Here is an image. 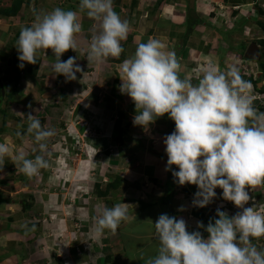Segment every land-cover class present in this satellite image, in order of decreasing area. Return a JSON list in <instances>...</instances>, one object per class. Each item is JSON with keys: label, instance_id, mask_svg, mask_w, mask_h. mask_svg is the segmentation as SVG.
Wrapping results in <instances>:
<instances>
[{"label": "crops", "instance_id": "1", "mask_svg": "<svg viewBox=\"0 0 264 264\" xmlns=\"http://www.w3.org/2000/svg\"><path fill=\"white\" fill-rule=\"evenodd\" d=\"M196 3L192 15L187 0H113L114 10L130 24L128 38L122 41L125 51L119 58L91 63L87 59L90 43L102 32V22L89 18L86 10L80 12V0H23L17 13L7 14L9 9L0 12V143H7L11 149V155L0 165V264H146L148 257L158 253L154 223L161 214L183 218L189 232L199 230L207 238L209 234L198 228L199 222L205 226L214 222L217 209L229 216L243 211L223 199L221 188L216 189L217 196L207 207L194 206L198 186L180 185L167 170L164 139L174 132L175 122L165 115L147 127L134 125L135 104L120 91V65L150 38L159 39L166 50L175 52L181 77H190L194 84L210 66L227 72L229 67L216 56L222 48L219 36L205 21L206 10H198L203 4L209 7V0ZM249 3L228 0L224 5L223 0L218 12L224 16L234 11L243 14ZM57 7L78 11L82 24L77 49L67 51L83 69L76 80L69 81L53 71L56 58L52 49L40 50L36 63L23 62L25 67L21 69L19 56L13 58L18 53V40L9 45L8 33L20 18H28L24 27L30 26L39 13ZM12 32L16 37L21 30ZM12 47L15 50L11 51ZM239 49L233 50L239 53ZM67 59L61 57L62 61ZM251 60L254 67L250 76H264L259 60ZM11 65L19 67L17 93L8 90L14 79L8 77ZM64 90L76 96L75 107H48L49 102L54 103L49 101L53 92L64 97ZM48 111L55 112L57 118L50 120ZM29 113L38 116L42 126L54 130L53 137L61 138L60 143L47 145V149L63 160L48 159L47 150H38L34 136L27 134ZM63 137H71L83 149L74 151ZM115 147L120 149L119 159ZM81 150L83 158L79 156ZM20 152L29 159L43 154L48 167L34 176L24 174L16 159ZM49 168H56L55 175L49 176ZM173 170L178 168L173 166ZM58 187L61 191L54 190ZM248 191L252 199L245 207L264 204V184ZM123 202L129 205V218L120 225L123 233L113 237L116 231H98L97 220L103 210ZM254 243L264 250V239Z\"/></svg>", "mask_w": 264, "mask_h": 264}, {"label": "clouds", "instance_id": "2", "mask_svg": "<svg viewBox=\"0 0 264 264\" xmlns=\"http://www.w3.org/2000/svg\"><path fill=\"white\" fill-rule=\"evenodd\" d=\"M85 10L89 18L102 22V32L90 43L88 61L119 58L125 51L122 41L128 38L129 22L114 10L113 0H80L79 11ZM81 32L78 11L57 7L39 13L21 29L16 47L19 67H25L23 62L35 64L40 50L52 49L53 71L76 80V74L83 72L76 58L62 61L61 57L77 49ZM120 71V91L132 98L137 110L134 125L147 127L165 115L175 122L174 132L164 139L167 170L180 185L198 186L194 206L207 207L221 188L223 199L243 209L235 216L217 209L214 222L207 226L199 222L207 238L199 230L189 232L183 218L161 214L154 223L158 253L148 257L146 264H264V250L254 243L264 239V204L245 207L252 199L248 189L264 184V112L253 106L251 82L242 78L236 66L227 72L210 66L194 84L190 77H181L175 52L156 38L139 44ZM259 78L264 82L263 76ZM27 117V134L34 136L44 153L55 131L42 126L38 116L29 113ZM10 155L9 145L0 143V165ZM16 159L22 164L19 170L28 176L48 167L43 154L29 159L20 152ZM128 206L123 202L105 208L97 230L117 231L129 218Z\"/></svg>", "mask_w": 264, "mask_h": 264}, {"label": "rangeland", "instance_id": "3", "mask_svg": "<svg viewBox=\"0 0 264 264\" xmlns=\"http://www.w3.org/2000/svg\"><path fill=\"white\" fill-rule=\"evenodd\" d=\"M17 2H18V0H0V12L3 13L5 10L11 9L12 8V4L13 3L15 4ZM221 2H223V0H216V1L215 0H209V3H210L209 7H205V4H203V6H201L198 9L201 12H205V10H206V13H205V15H206L205 17L206 18H204V19H205V21H207L209 28L213 29L214 30L213 32L217 36H219V39L217 38L218 41H219L218 45L222 46V48H220V47L218 48L221 53L220 54L216 53L217 59L219 58L221 60V62L225 66H227L229 68L231 66H236L238 68L239 73L242 76V78L244 80L249 81L252 84H254L253 82L256 81V78L255 77H253L252 79L250 78L251 77L250 74H252L251 71H252L254 65L250 63V60L252 58L248 57L246 55V52H247L248 47L250 45L257 44L258 51L260 53L259 61L264 59L263 56H262V50L264 48L262 47V44L259 42V40L264 37V33H263V31H264V0L263 1L262 0H250V3L247 4L246 5L247 7L244 8V10H246V11L245 12L241 11V12H243V14L242 13L238 14L239 11H234V13L233 12H229L230 14H228V16L227 15L224 16V15H222V14H220L218 12V11L221 10V5H220ZM226 3H228V0H224V5ZM219 8H220V10H219ZM226 9H227V7H224V10H226ZM192 15H194V13H192ZM26 21H28V18H24V20H23V18H20V21H18L16 24L13 25V28L8 33V36L10 38L9 39L10 40L9 41V45L14 44L18 40L19 35H20V33H19L15 37L14 36L15 33L12 32V31L13 30L16 31L18 29L21 30L22 28H24V25L26 24ZM261 31H262L263 34H258V33H261ZM236 47H240L239 52H244L243 53L244 56L239 55V53L237 51L233 50ZM13 49H14L13 47L10 48L11 51ZM68 53L69 52H67L66 55L64 54L62 56V58L73 57L72 55H69ZM18 56H19V52L16 53V56L14 55L13 58L16 59ZM218 66H219V64H218ZM220 66H222V65H220ZM9 69L12 70V72L9 74L8 77H13L14 79H13V81L11 80L12 81V85H8L9 86L8 90L11 92V89H13L14 93H17V91H16L17 85L15 84V82L17 80L16 73L17 72L19 73V67L15 66V65H11L9 67ZM224 69H226V67ZM255 76L258 77L259 81L262 80V79L259 78V74L255 75ZM62 78L63 77H61V80H62ZM21 79H22V76H21ZM263 79H264V76H263ZM28 86L32 87L31 83H29ZM255 86H256L255 88L252 87V89L250 90V94L254 98L253 99V106L255 108H258L259 110L263 111L262 110L263 107L261 105L264 103V93H262L258 88H262L264 86V82H262L260 85H259V83H257ZM19 89H21V88H19ZM90 90H91V88H90ZM62 94L64 95V97H59L60 94L58 92L57 93L53 92V96L52 97H50V96H43V97L44 98L47 97V99L50 97L49 101H53L54 102V103L49 102L50 106H48V107H53L54 105L55 106L56 105H59V106L61 105V107H64L66 110H68V109H70L72 107H75L76 96H73V93L71 91L66 93V90H64L63 93H61V95ZM56 116H57V114L55 112L48 111V113H47V117L50 120L51 119L52 120L56 119L57 118ZM63 127L67 128V126H66L64 121H63ZM62 140L68 142L70 147L73 148V150L76 151V152H77V150L79 148H81L80 146H78V144H77V142L75 140H71V137H69L68 139L63 137ZM60 141H61V138L51 137V138H49L46 141V143H47V145H51V144H55V143H58V142L60 143ZM57 149H58V147H57ZM81 149H83V147ZM46 150H47L48 159L50 158L52 160H55L54 158L59 157L58 156L59 154H55L54 155V154H52L50 152V150L53 151L52 149H46ZM61 151L62 150H60V152ZM113 151H117V152H115V155H117L115 157H117V159H119V157H120L119 154H118L120 152L119 147L113 148ZM55 152H57V151H55ZM73 156L76 158L75 154ZM79 156L82 157V158L84 157V153H83L82 150H81ZM63 159L64 158H61V157L58 158V160H60V161L63 160ZM53 170L56 171V168H49V171H50L49 176L51 175V173L53 175H55ZM102 178L103 177H99V179H102ZM36 181H37V179L35 180V182ZM34 187H35V184H34L33 188ZM54 190L55 191H57V190L61 191V187H60V189L58 187L57 189H54ZM30 197L34 201V196L31 195ZM114 197H115L114 195H112V194L110 195L111 199H114ZM111 203H109V204H111ZM129 227H131V226L129 225ZM121 230H122L121 227H119L117 229V231H116L117 233L113 234L114 236L112 234L111 235L113 237H117V235H119V233H121V234L123 233V232H121ZM69 231H70V229H69ZM104 231H106V229ZM96 263H98V259H96Z\"/></svg>", "mask_w": 264, "mask_h": 264}, {"label": "trees", "instance_id": "4", "mask_svg": "<svg viewBox=\"0 0 264 264\" xmlns=\"http://www.w3.org/2000/svg\"><path fill=\"white\" fill-rule=\"evenodd\" d=\"M22 2H23V0H18V2L17 3H13L12 4V8L11 9H9L6 13L7 14H14V13H17L18 12V10L21 8V4H22ZM192 13H194L195 14V10H190ZM263 33H264V31H263ZM262 33V31H261V33H258V34H263ZM259 42L262 44V47L264 48V37L263 38H261L260 40H259ZM244 52H239V55H241V56H244V54H243ZM262 56H263V58H264V49L262 50ZM259 66H260V68L263 70V73H264V59H262V60H260L259 62ZM18 78H20V77H18ZM17 78V82H16V85L18 86V81H19V79ZM251 79H252V77H250ZM259 82V79L257 78L256 79V81L255 82H253L255 85L257 84ZM256 87V86H255ZM16 89H17V87H16ZM262 93H264V86L262 87V88H258ZM13 93H14V90H13ZM12 97V95H10L9 96V98H11ZM263 111H264V107H263V109H262Z\"/></svg>", "mask_w": 264, "mask_h": 264}, {"label": "water", "instance_id": "5", "mask_svg": "<svg viewBox=\"0 0 264 264\" xmlns=\"http://www.w3.org/2000/svg\"><path fill=\"white\" fill-rule=\"evenodd\" d=\"M197 0H187L190 9H195ZM246 55L252 59H260V53L258 51L257 44H252L248 47Z\"/></svg>", "mask_w": 264, "mask_h": 264}, {"label": "bare ground", "instance_id": "6", "mask_svg": "<svg viewBox=\"0 0 264 264\" xmlns=\"http://www.w3.org/2000/svg\"><path fill=\"white\" fill-rule=\"evenodd\" d=\"M205 220V219H204Z\"/></svg>", "mask_w": 264, "mask_h": 264}]
</instances>
